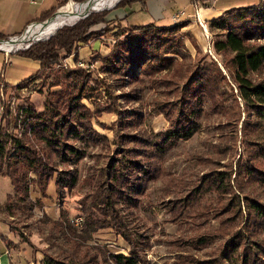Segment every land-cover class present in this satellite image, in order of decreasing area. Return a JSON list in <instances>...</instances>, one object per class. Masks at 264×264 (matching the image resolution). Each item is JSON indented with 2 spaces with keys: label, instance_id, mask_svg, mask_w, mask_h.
<instances>
[{
  "label": "trees",
  "instance_id": "1",
  "mask_svg": "<svg viewBox=\"0 0 264 264\" xmlns=\"http://www.w3.org/2000/svg\"><path fill=\"white\" fill-rule=\"evenodd\" d=\"M64 1L66 0L60 1L58 7L48 12L47 18L63 6ZM123 2L124 0L119 1L115 7L125 5ZM233 11L242 12L237 16H228ZM99 13L91 12L74 25L63 26L51 39L37 42L29 49L19 52L20 56L39 61L40 69L16 86L42 76L43 70L72 55L75 45L79 46L93 37L116 30V41L110 46L109 53L104 56L96 55L93 60H100L103 63L102 71H111L121 80L118 84L120 88L125 83H144L146 78L149 88L158 93L151 100L152 110L162 113L169 125L156 132L155 140L152 141L137 133L118 134L120 140L117 141V146L124 143L127 146H120L114 155L107 158L96 175L86 178L92 190L80 201L83 211L82 231L86 238H91L93 233L110 227L129 244L127 254L111 253L106 247L98 245V255L103 264H143L140 252L144 251L141 248L144 237L131 231L125 222V212L131 213L137 207L139 194L143 193L148 180L155 177L151 160L153 156L150 153H164L180 140L193 136L197 131L198 120L204 113V104H208L209 113L225 117L227 121L224 125L228 126L238 114L229 101L238 102L239 99L244 107L240 111L248 116L243 127L249 133L247 146L255 147L248 151L250 158L247 161V171L264 175V75L259 76L264 66V0L248 7L232 8L212 19L213 27L221 31L213 39L215 53L224 55L221 65L219 61L207 59V55L198 56L199 50L195 59H191L182 50L183 35H177V32L185 25L183 22L171 25L155 22L126 23L123 30L121 25L108 24L98 32L90 31L91 26L100 20L97 16ZM107 13L108 10L102 12L103 16ZM120 32L123 34L122 38ZM0 38L6 37L0 33ZM54 75L52 86L59 88L48 90L43 108L38 110L34 103L28 101V105L21 108L22 121L27 122L24 129H20L19 133L0 136V175L10 179L15 195L23 205L29 200L36 203L34 206L42 202L40 197L33 200L31 187L36 186L44 196L46 185L54 173L57 186L72 187L76 183V174H71L73 172L69 170L56 172L51 164L55 154L64 163L84 156V150L68 142V135L79 140L87 133L93 143L104 140L108 144L107 137L92 127L93 117L98 118L103 112H116L118 122H122L119 126L130 127L140 115L137 110L129 112L127 109H120L116 102L121 97L120 94H115L109 88L105 91L107 100L100 103V87L98 85L93 88L85 81L88 75L85 68L60 69ZM137 90L138 88H131L129 92L122 93L121 98L126 102L132 98L139 99ZM82 99L91 100L94 109L83 104ZM123 114L126 116L123 117ZM222 124L218 125L222 127ZM148 146L156 150H147ZM225 175L222 170L209 172L202 177L199 185L201 188L224 190L222 185ZM226 178L229 181V176ZM199 192V188H192L164 207L176 219L194 204ZM225 201L224 204L222 202L219 213H228V216L221 220L222 225H229L239 215L242 217L244 206L247 217L244 226L248 228V232H233L216 256L199 259L186 255L179 258V264H227L226 261L233 258L235 264H264V236L260 239L249 236L264 232V203L252 197L241 200L239 195ZM70 223V219L63 213L53 220L59 231L70 228ZM204 243L206 241L202 238L198 240V245ZM83 257L84 262L79 263L48 258L43 264H97L96 254L88 257L85 253Z\"/></svg>",
  "mask_w": 264,
  "mask_h": 264
},
{
  "label": "rangeland",
  "instance_id": "2",
  "mask_svg": "<svg viewBox=\"0 0 264 264\" xmlns=\"http://www.w3.org/2000/svg\"><path fill=\"white\" fill-rule=\"evenodd\" d=\"M69 1H64V5L55 13L62 11ZM119 1L121 0L111 1L93 9L95 10L93 12L101 13L97 15L100 20L91 26L90 31L98 32L105 29L108 24L121 25V30H123L126 23L146 24L149 22L145 15L146 11H142L136 6L132 11H129L130 17L125 22L116 19L106 20L107 14L103 16L102 12L113 8ZM130 1L134 0H124L123 3ZM185 1L172 0V5L177 10L182 9ZM215 1L191 0L199 7L208 8L215 5L216 8L229 7V9L248 7L261 0H217L216 4ZM112 4L114 5L112 6ZM107 5L111 6L106 7ZM237 12H230L228 16H237L242 11ZM78 21L64 26H72ZM173 22L185 24L179 29L177 35H183L182 50L191 59H195L199 50L198 56L207 55V59L212 58L219 61L221 65L224 59L223 53L216 54L213 50V39L221 31L213 27L212 20H173ZM59 29L54 33L51 32L53 34L49 33L51 34L49 37L40 41L51 39ZM115 31L114 29L93 38H100L102 45L110 48L116 41ZM122 37L123 34L120 35V38ZM98 45L97 42L96 47ZM78 48L75 45L73 60L68 61V57L61 59L51 68L43 70L42 76L36 77L29 83L22 86H9L0 82V136L19 133L20 129H24L27 122L22 121L21 108L22 106L26 107L28 101L34 103L38 110L43 108V101L48 90L59 88L52 84L55 72L60 69L85 68L88 71L85 81L93 88H97L98 85L100 87L102 93L98 100L100 103L107 100L105 91L108 88L112 89L115 94H120L121 97L122 93L129 92L131 88H138L139 99L133 100L132 98L131 101L126 102L120 97L116 102L120 109H127L129 112L137 110L140 115L136 123L130 127L119 126L122 122H118L116 112H103L100 117H93L91 119L92 127L107 137L108 144H105L104 140L93 143L87 133H84L79 140L73 139L71 134L68 135V142L80 150H84V156L64 163L59 155L55 154L51 164L56 172L69 170L73 172L71 174H76V183L72 187L57 186L56 173H54L53 178L46 185L44 196L36 186L31 187L33 200L40 197V201H42L37 206H34L36 203L32 200L23 205L19 197L15 195L10 179L0 175L1 264H43L48 258L65 262L73 260L79 263V261L84 262L83 255L85 253L88 257L96 254L97 264H103L98 255V245L106 247L111 253L127 254L130 248L122 236L117 235L110 227L93 233L91 238L84 236L82 231L83 211L80 201L92 190L86 178L92 174L96 175L107 158L114 155L120 146H127L125 143L117 146V141L120 140L119 133H137L149 137L152 141L156 137L154 134L166 129L169 123L162 113L152 110L151 100L158 96V93L149 88L146 78L144 83H125L124 87L120 88L118 84L121 83V80L111 71H102L103 63L100 60H93L96 55L104 56L109 52L102 54L96 50L86 58L80 59ZM33 71L31 68L24 69L13 65L10 68V75L25 78ZM263 75L264 66L259 76ZM82 102L91 110L94 109L91 100L82 99ZM229 102L238 111V114L236 113L234 120L230 121L232 123L228 126L224 125L227 121L225 117L209 113L208 104H204L202 108L204 113L198 120L197 131L193 136L187 140H180L164 153L157 151L150 153L153 156L151 160H153L152 166L155 168V177L148 180L143 193L139 194L137 207L132 209L131 213L125 212V222L131 231L135 235L142 234L144 237V245L141 247L144 251L140 252L144 259L143 264H179V258L186 255L199 259L218 255L229 235H232L236 230L248 232V228L244 226L247 218L244 206H242V217L239 215L229 225L226 223L222 225L221 220L228 216V213H219L222 202L224 204L227 198L239 195L241 200L244 197H252L260 203H264V175L247 171V161L250 158L248 151L255 148L254 145L247 146L249 133H246L243 128L248 120L247 113L241 112L244 107L239 99L238 102H233V100ZM125 116L126 114H123V117ZM237 118L239 119L237 120ZM219 123H223L222 127L218 125ZM147 150L156 149L148 146ZM215 170L225 172L222 185L225 189L216 191L211 187L201 188L199 182L202 177ZM226 176H229V181ZM196 187L200 191L198 199L176 219L172 218L171 213L164 206ZM61 213L68 217L72 224L65 231H59L53 224V220L59 218ZM249 236L253 239H260L263 238L264 232ZM200 238L206 243L198 245ZM233 261L234 258L226 263L235 264Z\"/></svg>",
  "mask_w": 264,
  "mask_h": 264
},
{
  "label": "crops",
  "instance_id": "3",
  "mask_svg": "<svg viewBox=\"0 0 264 264\" xmlns=\"http://www.w3.org/2000/svg\"><path fill=\"white\" fill-rule=\"evenodd\" d=\"M62 0H0V33L8 37L19 34L24 30L27 24L33 21L44 20L47 13L60 5ZM215 1V0H214ZM217 0L214 2L216 4ZM256 1L254 4H258ZM182 9H175L172 0H134L125 3L119 7H113L108 10L106 20H128L129 11L139 7L142 11H146L147 20L149 22H157L158 24H172L173 20H212L223 12L230 10L229 7H199L190 0L183 2ZM177 10V11H176ZM176 18V16H178ZM193 16V19L191 17ZM190 17V18H189ZM49 18V17H48ZM148 22V23H149ZM98 42V47L96 44ZM202 43V42H201ZM78 55L80 59H84L91 55L93 51L99 50L102 54L109 52L107 46L102 45L100 38L90 39L88 43L79 44ZM75 53L70 55L67 60H73ZM16 65L24 69H33L34 71L27 77L35 74L40 69V62L17 54L7 56L0 50V82L9 86H16L23 79L10 75V68Z\"/></svg>",
  "mask_w": 264,
  "mask_h": 264
},
{
  "label": "bare ground",
  "instance_id": "4",
  "mask_svg": "<svg viewBox=\"0 0 264 264\" xmlns=\"http://www.w3.org/2000/svg\"><path fill=\"white\" fill-rule=\"evenodd\" d=\"M111 1L115 2V0H91L83 3H76L70 0L67 5L62 9V11H60V13H58L57 16L50 20L45 26L39 29V32L37 33L38 35H51L58 28L61 29L62 26L75 22L78 18H81V16L85 13L92 12L93 9L99 6H103ZM22 40L23 39H19L17 42L4 43L3 45L8 48H11L21 43Z\"/></svg>",
  "mask_w": 264,
  "mask_h": 264
},
{
  "label": "built area",
  "instance_id": "5",
  "mask_svg": "<svg viewBox=\"0 0 264 264\" xmlns=\"http://www.w3.org/2000/svg\"><path fill=\"white\" fill-rule=\"evenodd\" d=\"M87 1H85V2H87ZM76 3H83V2H76ZM58 13H60V11L56 12L55 15H52L47 19L30 22L29 24L26 25L24 30L22 32H20L19 34H14V35L8 36V37L3 38V39L0 38V50H2L7 56H9L10 54H17L21 51L29 49L32 45H34L38 41L49 37L50 35H42V34L38 35L37 32H39V29H41L43 26H45L50 20L55 18ZM90 13L91 12L85 13L84 15L81 16V18L88 16ZM178 17H179V15L176 16V18H178ZM81 18H78L77 20H79ZM19 39H23L22 42L11 47V48H8V47L3 45L4 43L17 42ZM0 264H1V258H0Z\"/></svg>",
  "mask_w": 264,
  "mask_h": 264
},
{
  "label": "water",
  "instance_id": "6",
  "mask_svg": "<svg viewBox=\"0 0 264 264\" xmlns=\"http://www.w3.org/2000/svg\"><path fill=\"white\" fill-rule=\"evenodd\" d=\"M88 1H91V0H88Z\"/></svg>",
  "mask_w": 264,
  "mask_h": 264
}]
</instances>
